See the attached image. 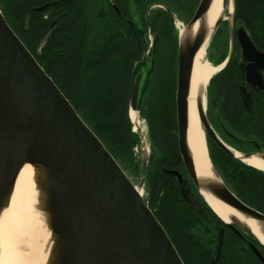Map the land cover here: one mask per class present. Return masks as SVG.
<instances>
[{"label":"water","instance_id":"obj_1","mask_svg":"<svg viewBox=\"0 0 264 264\" xmlns=\"http://www.w3.org/2000/svg\"><path fill=\"white\" fill-rule=\"evenodd\" d=\"M222 1L221 15L209 35L205 19L212 0H199L183 30L175 28L177 150L185 173L202 199L205 201L208 195L235 216L250 219L264 240V214L244 204L226 187L212 165L207 147L211 176L199 173L188 142L190 82L195 56L206 40L209 46L224 20L232 21L234 13V0L229 14H225L226 0ZM48 6L46 3L35 10L42 11ZM170 17L173 21L171 13ZM237 35L241 47L264 57L255 51L244 30L239 29ZM151 41L129 91L128 115L134 112L138 120L154 71L156 33H152ZM219 65L221 70L224 62ZM197 110L205 139L208 135L225 152L236 157L216 137L200 101ZM148 145V139H142L143 172L149 159ZM25 165L33 168L34 183L42 197L41 207L50 220L48 264H184L144 201L145 174L137 186L130 181L0 10V214L8 206L16 179ZM164 171L176 176L180 185L183 178L177 170ZM227 224L255 238L235 217H230Z\"/></svg>","mask_w":264,"mask_h":264},{"label":"trees","instance_id":"obj_2","mask_svg":"<svg viewBox=\"0 0 264 264\" xmlns=\"http://www.w3.org/2000/svg\"><path fill=\"white\" fill-rule=\"evenodd\" d=\"M198 1L109 0L119 9L117 14L108 0H0V10L11 29L112 156L118 163L121 161L136 169L132 147L137 138L128 115L129 91L142 51L148 45L144 28H138L136 23L130 26L124 17L132 20L138 16L144 25L147 8L162 4L190 19ZM46 3L49 6L44 10H35ZM149 19L152 29L160 31L172 59L177 46L176 32L167 13L156 8ZM221 60L222 57L214 64ZM157 71L159 74V67ZM220 72L210 79L208 87L225 86ZM157 76L156 90L140 109L152 146L145 175L146 201L183 263L196 264L193 241L181 230L178 187L174 177L164 171L181 165L176 142L173 60Z\"/></svg>","mask_w":264,"mask_h":264},{"label":"flooded vegetation","instance_id":"obj_3","mask_svg":"<svg viewBox=\"0 0 264 264\" xmlns=\"http://www.w3.org/2000/svg\"><path fill=\"white\" fill-rule=\"evenodd\" d=\"M156 8L149 6L145 12L149 29L150 13ZM160 9L167 13L174 28L175 13L165 5ZM115 12L120 13L119 9ZM124 19L130 26L134 25L131 19ZM239 29L247 33L255 51L264 54V0H234L232 21L224 20L212 38L209 45L213 42L222 57L215 65L224 62L218 72L224 75L226 83L224 87L207 86L206 115L216 137L230 151L264 158V57L241 47ZM153 32L156 40L159 37L164 42L160 31ZM157 68L156 60L148 98L156 90ZM206 145L212 165L226 187L244 204L264 214V171L225 152L208 135ZM180 164V168L168 170H177L183 178L179 185L177 177L172 175L179 192L182 234L193 241L195 263L264 264V244L222 221L195 190L181 159ZM149 166L150 163L145 171Z\"/></svg>","mask_w":264,"mask_h":264},{"label":"bare ground","instance_id":"obj_4","mask_svg":"<svg viewBox=\"0 0 264 264\" xmlns=\"http://www.w3.org/2000/svg\"><path fill=\"white\" fill-rule=\"evenodd\" d=\"M223 3L222 0H212L211 2L205 19L208 35L221 15ZM231 10L232 0H226L225 14L231 13ZM175 27L179 28L181 32L184 25L176 24ZM207 47L206 40L197 52L193 63L190 82L188 142L197 171L211 176L206 152V139L198 117L197 102L200 101L202 110L206 112L205 91L210 79L216 75L221 66L211 65L207 61ZM129 120L133 124V131L143 140L148 139L144 121L138 120V116L134 112L130 113ZM235 155L245 164L264 171L263 160L255 156L244 159L239 153H235ZM33 174L31 166L25 165L22 168L10 195L8 206L0 214V264H48L50 220L41 207L42 197L34 183ZM205 201L222 221L228 223L230 217H235L252 231L257 240L264 242L250 219L235 216L208 195H205Z\"/></svg>","mask_w":264,"mask_h":264},{"label":"rangeland","instance_id":"obj_5","mask_svg":"<svg viewBox=\"0 0 264 264\" xmlns=\"http://www.w3.org/2000/svg\"><path fill=\"white\" fill-rule=\"evenodd\" d=\"M159 5V7H163L164 5H160V4H157V6ZM175 18H176V21L174 22V30L175 32L177 31L175 28V25L176 24H183L185 25L189 19H185V15H182L178 12H175L174 14ZM147 18V17H146ZM132 21H134V23H136L137 27H140V28H144V37H145V40L147 42V45L151 44L152 41H151V35H152V28L150 26V29L149 27L146 26V24H141L140 22V19L138 16H135L134 19H132ZM154 33V32H153ZM154 43V42H153ZM155 46H154V50H155V65H156V60H157V67L160 68V72L159 74L157 73V75H160L162 74V72H164V69L166 67H169L171 65V60H173L174 62V66L176 67V61H177V46H176V51L174 53V57L172 56V59H171V56H170V53H169V47L165 46L163 42H161L160 38L158 37V39L156 40V43H154ZM176 45H177V41H176ZM210 46V47H209ZM207 50H206V57H207V61L211 64V65H214V61H216L217 59H219V55L221 54L219 52V50H217V48L213 47V42L211 43V45H209ZM146 51V50H145ZM145 51L143 52V55H142V58H141V62L139 63V65L142 63L143 59H144V56H145ZM139 65H137L136 69H138ZM159 70V69H158ZM156 79H158V76H156ZM206 92V91H205ZM206 95V93H205ZM206 97V96H205ZM148 98V95L145 97V100H147ZM144 100V101H145ZM206 100H207V97H206ZM207 103V102H206ZM206 109H207V105H206ZM141 115V114H140ZM142 117V116H141ZM141 120H143L144 118H140ZM144 121V120H143ZM144 126H145V129H146V135H147V138H148V142L150 145H148L149 147V150H150V153H151V150H152V146H151V141H150V135H149V129H148V126H147V123H146V120L144 121ZM132 128V127H131ZM133 129V128H132ZM131 129V130H132ZM133 132V131H132ZM134 133V132H133ZM136 134V138H137V141H136V144L133 146L136 151L134 150V148L132 147V152H133V157H134V162L137 164V167L136 169L132 168L131 166H129L128 164L126 163H122L121 161H119V164L121 166V168L124 170V172L126 173V175L128 176V178L130 179V181L134 184V185H138L139 182H140V179H141V176L143 174L146 175V171H144V169L142 168V151H141V148H142V139L141 137L137 134V133H134ZM207 147V145H206ZM150 155V154H149ZM149 160V159H148ZM148 164V162H147ZM147 164H146V167H147ZM146 170V169H145ZM143 196L145 197V200L148 196V193H147V182H146V179L144 180V191H143Z\"/></svg>","mask_w":264,"mask_h":264},{"label":"built area","instance_id":"obj_6","mask_svg":"<svg viewBox=\"0 0 264 264\" xmlns=\"http://www.w3.org/2000/svg\"><path fill=\"white\" fill-rule=\"evenodd\" d=\"M142 139V138H141ZM134 148V147H133ZM142 149V148H141ZM134 150L136 151V149L134 148Z\"/></svg>","mask_w":264,"mask_h":264}]
</instances>
